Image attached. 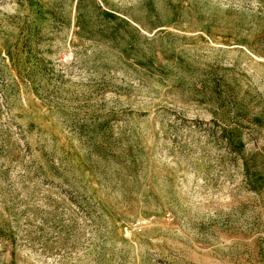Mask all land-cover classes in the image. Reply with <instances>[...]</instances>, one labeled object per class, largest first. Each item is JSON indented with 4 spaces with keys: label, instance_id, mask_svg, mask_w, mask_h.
<instances>
[{
    "label": "rangeland",
    "instance_id": "rangeland-1",
    "mask_svg": "<svg viewBox=\"0 0 264 264\" xmlns=\"http://www.w3.org/2000/svg\"><path fill=\"white\" fill-rule=\"evenodd\" d=\"M0 264H264V0H0Z\"/></svg>",
    "mask_w": 264,
    "mask_h": 264
},
{
    "label": "built area",
    "instance_id": "built-area-1",
    "mask_svg": "<svg viewBox=\"0 0 264 264\" xmlns=\"http://www.w3.org/2000/svg\"><path fill=\"white\" fill-rule=\"evenodd\" d=\"M144 225H145L144 221L139 220L135 223L134 230L137 231V233H142L144 230Z\"/></svg>",
    "mask_w": 264,
    "mask_h": 264
}]
</instances>
